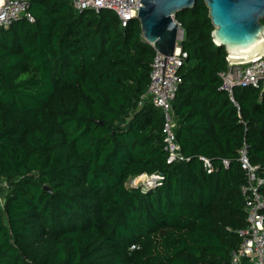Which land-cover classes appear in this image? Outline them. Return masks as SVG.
Segmentation results:
<instances>
[{
	"label": "trees",
	"instance_id": "obj_1",
	"mask_svg": "<svg viewBox=\"0 0 264 264\" xmlns=\"http://www.w3.org/2000/svg\"><path fill=\"white\" fill-rule=\"evenodd\" d=\"M25 1L34 22L0 28V264H233L247 226L243 148L264 178V93L222 89L228 54L204 1L174 16L188 55L175 131L190 160L172 165L161 111L140 104L156 56L140 23ZM144 174L164 179L129 187Z\"/></svg>",
	"mask_w": 264,
	"mask_h": 264
},
{
	"label": "built area",
	"instance_id": "obj_2",
	"mask_svg": "<svg viewBox=\"0 0 264 264\" xmlns=\"http://www.w3.org/2000/svg\"><path fill=\"white\" fill-rule=\"evenodd\" d=\"M140 2L141 0H72L73 8L79 13L86 10L115 12L123 28L128 27L129 23L138 17ZM28 8L29 4L25 0H0V28H9L22 17L33 23L34 18L28 12ZM183 41L184 30L179 25L174 55L165 57L156 52L152 63L150 84L140 102L142 104L151 99L153 105L162 113L163 145L167 163L170 165L190 160L182 153L181 146L177 141L173 110V101L182 84L179 71L188 57L181 47ZM227 62V69L219 73V77L222 80V89L229 93L231 100H233L235 88H254L260 90L261 95L264 93V55L250 61H230L227 58ZM199 161L208 174L216 171L209 158L201 156ZM239 162L247 176V184L242 188L245 195L247 226L238 231L242 243L239 249L233 252L232 263L238 264L243 258H247L249 264H264V196L261 192V189L264 188V178L259 175L258 167L251 164L245 148L240 151ZM223 164L225 167L229 165L227 161H223ZM163 179L162 174H144L132 178L128 185L131 188H140L142 192L146 193L160 186ZM0 186L7 187L3 184ZM0 202H3L1 194Z\"/></svg>",
	"mask_w": 264,
	"mask_h": 264
},
{
	"label": "water",
	"instance_id": "obj_3",
	"mask_svg": "<svg viewBox=\"0 0 264 264\" xmlns=\"http://www.w3.org/2000/svg\"><path fill=\"white\" fill-rule=\"evenodd\" d=\"M197 1L141 0L135 21L140 23L144 40L156 52L172 57L179 35V24L174 16L193 8ZM203 1L214 26L213 40L216 45L225 47L230 61H250L264 55V0ZM254 50L257 52L251 58L234 57Z\"/></svg>",
	"mask_w": 264,
	"mask_h": 264
},
{
	"label": "bare ground",
	"instance_id": "obj_4",
	"mask_svg": "<svg viewBox=\"0 0 264 264\" xmlns=\"http://www.w3.org/2000/svg\"><path fill=\"white\" fill-rule=\"evenodd\" d=\"M258 50V48H256ZM257 50L252 51L251 53H246V54H240V55H235L234 57H237L239 59H247V58H251V56H253V54H255L257 52ZM258 56V55H255Z\"/></svg>",
	"mask_w": 264,
	"mask_h": 264
}]
</instances>
